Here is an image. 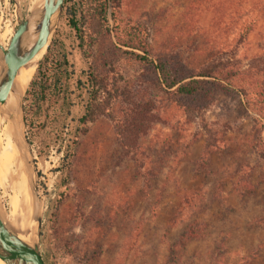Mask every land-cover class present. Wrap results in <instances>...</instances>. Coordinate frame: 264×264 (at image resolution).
<instances>
[{"label": "rangeland", "instance_id": "1", "mask_svg": "<svg viewBox=\"0 0 264 264\" xmlns=\"http://www.w3.org/2000/svg\"><path fill=\"white\" fill-rule=\"evenodd\" d=\"M15 1L32 19L39 0ZM76 1L62 0L47 46L67 66L53 63L37 74L46 48L21 93L43 201V264H264V160L247 140L263 125L252 101L253 90L264 88V0H118L117 30L142 25L149 58L162 55L187 75L217 64L223 80L203 78L193 97L176 96L150 66L122 58L119 49L125 48L114 30L107 34L93 17L84 59L68 21ZM17 17L13 0H0L3 49ZM90 65L108 82V92L92 98ZM230 70L242 72L233 83L246 90L249 104L223 78ZM33 78L37 82L25 97ZM142 99L152 102L156 120L139 137L135 154L122 156L114 122ZM87 105L92 111L80 121ZM6 123L0 125V218L11 226L13 200L24 196L20 173L26 164L10 155ZM217 141L224 148L210 150ZM249 168L252 191L238 194L233 181ZM187 233L192 237L182 245Z\"/></svg>", "mask_w": 264, "mask_h": 264}, {"label": "trees", "instance_id": "2", "mask_svg": "<svg viewBox=\"0 0 264 264\" xmlns=\"http://www.w3.org/2000/svg\"><path fill=\"white\" fill-rule=\"evenodd\" d=\"M118 9V0H77L76 6L69 8V25L74 30L75 38L77 39V47L84 59H87L88 47L93 41L92 34L89 32V20L93 17L107 34L109 33L110 28L114 30L117 43L121 47L125 48L119 49V53L122 58L150 66V68L159 75L160 83L163 87L170 90L176 96H195L198 91L202 90V82L205 77L212 78L213 80H223L222 78H219V76H221L219 71H216L217 64L207 65V67H203L199 71H195L187 75L183 69H180V64L171 63L170 60L166 59L162 55H155L153 58H149L150 50L145 28L142 27V25H139V23L134 22L132 24H126V26H120L121 30H117L119 28L118 22H120ZM122 32L123 35L121 36L120 34ZM54 57L56 56L54 55ZM54 57L50 56V47H48L46 53L42 57V60L37 65L36 73H40L41 68L48 71L52 68L51 65L53 63L58 67L62 66V68L67 66V61L63 55H60V57H57L56 59ZM64 70L65 69L61 72ZM234 74L240 75L242 72L230 70L223 75V78L229 79V81L232 82L231 85L233 87L235 86V91L244 98V102H246V104H249L247 101L248 93L246 90L241 87V85L234 84ZM86 78L90 86V92H88L90 98L97 94V92H108L107 80L102 76H99L91 65L88 66ZM52 80L54 87L56 86L55 90H59L60 80L56 76H53ZM36 82L37 80L35 78L29 81L28 89L25 91V97H28L29 94H31V89L34 87ZM253 91V94H255V100L252 102L253 105L257 107L252 108V110H254L260 117L263 125L260 126L262 130H257L251 134L247 140L248 146L251 150L255 152L259 159L264 160V88H255ZM38 96L44 98L43 88H41ZM91 104L92 100L90 99L89 105ZM89 105L85 107V112L80 117V121H85L86 117L92 111L91 108H89ZM153 109V104L150 100L142 99L140 101L133 102L127 112H125L120 119H117L114 122V134L122 156H131L137 151V141L139 137L144 134L146 129H148L149 126L156 120V117L152 112ZM23 119L25 122L26 118L24 111ZM216 143H220V145L215 146L214 143L209 144V149L219 150L224 148V141H217ZM249 174H251L250 168L248 170L244 169L238 173L232 184L233 191L238 194L250 193L252 191L253 187L250 184ZM191 237V233L183 234L180 239L182 245Z\"/></svg>", "mask_w": 264, "mask_h": 264}, {"label": "water", "instance_id": "3", "mask_svg": "<svg viewBox=\"0 0 264 264\" xmlns=\"http://www.w3.org/2000/svg\"><path fill=\"white\" fill-rule=\"evenodd\" d=\"M13 2L18 15L17 25L5 49L0 45V106L9 93L14 95L15 107L13 115L9 117L13 126V138L17 151L26 164L31 197V216L28 230H26L27 240L20 239L14 229L0 218V260L4 264H43L39 252L43 201L38 190L30 144L25 134L22 96L14 90L13 80L19 67L26 64L37 53L41 56L45 52L58 22L62 0H43L37 17L34 19L24 15L16 1L13 0ZM3 113L0 110V115Z\"/></svg>", "mask_w": 264, "mask_h": 264}, {"label": "bare ground", "instance_id": "4", "mask_svg": "<svg viewBox=\"0 0 264 264\" xmlns=\"http://www.w3.org/2000/svg\"><path fill=\"white\" fill-rule=\"evenodd\" d=\"M40 2H41V0H39L35 9L32 8L33 9V10H31L32 12L30 11L33 14L32 19L37 17V14L41 8V5L39 4ZM39 57H40V53H37L32 59H30L26 64L19 67V69L17 70L16 75H15L14 80H13V88L18 93H20V94L22 93V91L24 90V88L28 82V79L30 78V76L33 75ZM15 102H16V100H15L14 95L12 93H9L8 96L6 97V100L4 101V103L0 106V110L2 112H4L3 114L0 115V125L3 126L4 123L6 121H8V123H6L7 125L4 128V133L7 137V140L9 139V141L11 140L13 142V145H12L13 148L11 149L10 155H12L13 158H16V160L21 163V161H20L21 157L19 158V154H18V151L16 148L17 147L16 143L13 140L14 138L12 137V135L10 133V124H9L10 120H8L9 116L13 115V109L15 107ZM12 142H10V144ZM21 164H20V166H21ZM19 171H20V169H19ZM23 172L25 173V175ZM20 175H21V179L23 181V184H25L24 185L25 191L23 192L24 196L22 199H14L13 200V206H12V211H11V214L13 215V220L11 221V223H12L11 228L14 229L15 233L17 234V236L20 239L27 240L28 234H26V230H28V229L26 228L27 224H26L25 220H26L27 211H28L27 205H28V202L30 201V198H27V197L24 198V197L29 194V183H28L29 180L27 178L25 170L22 171V169H21ZM0 264H4V263L0 260Z\"/></svg>", "mask_w": 264, "mask_h": 264}]
</instances>
